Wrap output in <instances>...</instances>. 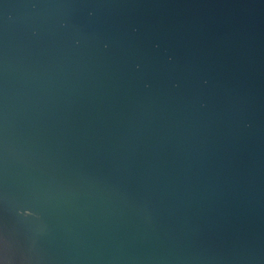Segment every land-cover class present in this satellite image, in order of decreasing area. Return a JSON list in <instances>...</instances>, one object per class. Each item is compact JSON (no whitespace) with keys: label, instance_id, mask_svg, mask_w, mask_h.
<instances>
[{"label":"water","instance_id":"water-1","mask_svg":"<svg viewBox=\"0 0 264 264\" xmlns=\"http://www.w3.org/2000/svg\"><path fill=\"white\" fill-rule=\"evenodd\" d=\"M0 264H264V0H0Z\"/></svg>","mask_w":264,"mask_h":264}]
</instances>
